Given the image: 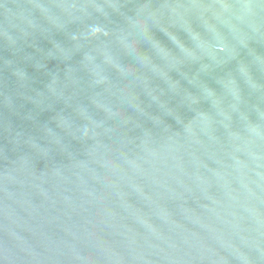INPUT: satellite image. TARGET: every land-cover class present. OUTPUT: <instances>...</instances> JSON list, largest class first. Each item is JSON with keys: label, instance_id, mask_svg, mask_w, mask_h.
<instances>
[{"label": "water", "instance_id": "95a60500", "mask_svg": "<svg viewBox=\"0 0 264 264\" xmlns=\"http://www.w3.org/2000/svg\"><path fill=\"white\" fill-rule=\"evenodd\" d=\"M0 264H264V0H0Z\"/></svg>", "mask_w": 264, "mask_h": 264}]
</instances>
